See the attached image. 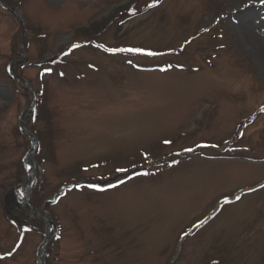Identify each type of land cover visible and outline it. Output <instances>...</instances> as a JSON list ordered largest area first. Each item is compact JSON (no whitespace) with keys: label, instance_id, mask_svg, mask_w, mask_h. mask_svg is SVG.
Returning <instances> with one entry per match:
<instances>
[{"label":"rangeland","instance_id":"374dc122","mask_svg":"<svg viewBox=\"0 0 264 264\" xmlns=\"http://www.w3.org/2000/svg\"><path fill=\"white\" fill-rule=\"evenodd\" d=\"M148 1L0 3V264H264V4Z\"/></svg>","mask_w":264,"mask_h":264},{"label":"bare ground","instance_id":"6f19581e","mask_svg":"<svg viewBox=\"0 0 264 264\" xmlns=\"http://www.w3.org/2000/svg\"><path fill=\"white\" fill-rule=\"evenodd\" d=\"M231 1H236V0H231ZM252 10H248L245 14L241 15L240 20L238 21V25L236 27H234L235 31L238 32V35L240 36L241 40L253 37V36H257L256 32H255V27L253 25V17H252ZM260 37V36H258ZM23 125L26 126V122L23 121ZM34 175V169L32 168V170L30 171V181L32 179ZM25 196L28 197V192L27 190L24 192ZM46 219H47V225H48V231H47V235L48 237H51L52 235V225H51V220L50 218H48L45 215ZM44 249H45V244L41 246L40 250H39V260H40V264H45L44 260H43V253H44Z\"/></svg>","mask_w":264,"mask_h":264},{"label":"water","instance_id":"95a60500","mask_svg":"<svg viewBox=\"0 0 264 264\" xmlns=\"http://www.w3.org/2000/svg\"><path fill=\"white\" fill-rule=\"evenodd\" d=\"M10 9H11V11H12L13 13H15V14L18 16V18L20 19V21H21V25H22V29H23V32H24V23H23V20H22L21 16L19 15L17 9H16V8H13V7H10ZM18 79L21 80L22 82H24V83H25V84H26V85H27V86L33 91V88H32V86H31V84H30L27 80H25V79H24L22 76H20V75H18ZM34 99H35V97H33V101H34ZM30 107H31V105L28 107V109H26V112H27V113L29 112ZM22 117H23V116H21V118H22ZM20 126H21L22 128H24L25 132H26L30 137H32V138L35 140V142H34V144H33V148H32V151H34L35 148H36V146H37V144H36V138L34 137V135H33L32 132L29 130L28 127L23 126L22 121H21V123H20ZM29 204H30V206L33 208V210H34L37 214H39V216H41V217L45 220V222L47 223V219H46V217H45V213H44L43 211H41V210L35 208V206H34V204L32 203L31 200H29ZM48 240H49V237H46V239L44 240V242H43L42 245H44V244L46 245V243L48 242Z\"/></svg>","mask_w":264,"mask_h":264},{"label":"trees","instance_id":"16d2710c","mask_svg":"<svg viewBox=\"0 0 264 264\" xmlns=\"http://www.w3.org/2000/svg\"><path fill=\"white\" fill-rule=\"evenodd\" d=\"M153 1V0H152ZM152 1H150V2H152ZM147 3H149V1L147 2ZM146 3V4H147ZM139 6H138V3L137 2H133L132 4H130L129 6H128V8L127 9H125V11H126V13H127V15H130V14H132L133 12H135V11H138L139 9ZM143 7H141V9H142ZM94 30H96V31H98L99 29H94ZM95 32V31H94ZM95 34H97V33H95ZM22 68V67H21ZM40 92H38V91H36V94H37V107L30 113V116H29V121L32 123H34L35 122V120L39 117V107H40V104H39V97H40V94H39ZM19 131H21L20 129H18ZM32 130V129H31ZM32 132L36 135V137L38 138V140H40V137H39V135H38V131H36V130H32ZM38 152H40L41 151V144H40V141H39V146H38ZM23 169L25 170V165H24V163H23ZM210 264H218L219 263V260H211L210 262H209Z\"/></svg>","mask_w":264,"mask_h":264},{"label":"snow or ice","instance_id":"6c2138e0","mask_svg":"<svg viewBox=\"0 0 264 264\" xmlns=\"http://www.w3.org/2000/svg\"><path fill=\"white\" fill-rule=\"evenodd\" d=\"M260 2L262 4H264V0H260ZM110 51H132V52H144L145 50L144 49H110ZM148 55H156V53H152V52H148L147 53ZM262 111H264V109H262ZM166 144H170L171 141L169 140H166L165 141ZM188 151H191V149H188ZM120 171H126L125 169H119ZM93 187H95V185H93ZM110 187H114L113 185H110ZM204 221H200V224H203ZM199 226V225H197ZM189 233H185L184 235L187 236ZM9 255H11V253H8Z\"/></svg>","mask_w":264,"mask_h":264}]
</instances>
